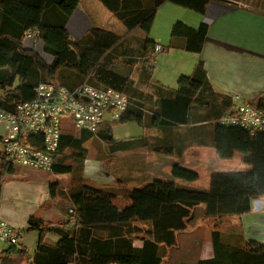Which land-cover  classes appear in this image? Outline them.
<instances>
[{
  "label": "trees",
  "instance_id": "1",
  "mask_svg": "<svg viewBox=\"0 0 264 264\" xmlns=\"http://www.w3.org/2000/svg\"><path fill=\"white\" fill-rule=\"evenodd\" d=\"M99 1L127 30L139 28L148 35L157 10L165 2L204 14L212 0ZM79 4L80 0H0V110L14 113L18 104L35 99V89L42 83L70 89L85 82L95 87L100 84L105 87L99 88L116 89L131 100V106L120 120L104 122L95 135L63 133L52 173L72 175L76 172V168L66 164L68 149L73 150L79 168L81 165L83 169L87 156L84 144L93 137L120 150L125 142L113 138L112 128L116 123L136 122L144 129L172 130L190 124L196 103L209 106L219 156L230 160L239 154L242 164L250 170L212 174L207 190L194 188L200 175L179 164L171 167L174 181L83 184L71 191V218L60 227L30 219V227L40 232L38 249L33 257L25 248L19 247L16 251L13 246L4 251L0 249V256L14 259L21 255L25 264H163L162 249L177 246V234L187 231L195 210L204 205L205 217L214 221L211 232L213 257L196 264H264V244L246 241L241 226L231 221L235 216L239 218L250 213L253 199L264 198V133L251 134L240 127L219 122L235 103L232 98L225 100L227 107L218 111L215 104L218 96L209 84L203 62L196 66L191 76L180 78L177 90H165L154 83V96L138 92L127 78L110 69V58L108 63L101 64L107 53L110 56L119 45L120 37L97 27L80 40L71 39L66 25ZM28 32L39 33L44 51L53 57L51 64L34 49L24 48ZM207 32L205 24L192 30L178 22L174 25L168 48H178V41L182 40L186 51L199 53ZM154 45L153 41L145 40L138 57L147 60L149 47ZM253 105L264 110V96ZM147 145L157 155L174 156L173 150L159 149L152 143ZM0 162L1 200L6 178L14 174L16 168L1 152ZM114 189H128V196L119 197ZM50 190L51 196L56 197L59 184L52 183ZM233 229L238 233H231L236 238L231 242L226 236ZM50 233L59 236L54 245L46 242ZM135 242H140L141 247L135 246Z\"/></svg>",
  "mask_w": 264,
  "mask_h": 264
},
{
  "label": "crops",
  "instance_id": "2",
  "mask_svg": "<svg viewBox=\"0 0 264 264\" xmlns=\"http://www.w3.org/2000/svg\"><path fill=\"white\" fill-rule=\"evenodd\" d=\"M81 4L82 0L66 25L69 36L76 41L84 38L92 29L97 28L90 13L84 10L83 4L82 6ZM178 7L181 6L170 2L162 4L157 10L148 35L139 28H135L134 30L137 31L143 42L149 39L155 43L154 46L149 47V58L145 60L136 57L133 59L135 61L129 65L127 61L129 57L123 55L122 57L129 65L126 73L114 71L127 78L138 92L146 96H154L156 92L154 83L162 86L165 90H177L180 78L191 76L196 66L203 62L209 84L214 94L218 96L215 101L218 111H223L227 107L224 104L225 100L229 101L236 96H238V98L236 97L237 103L251 104L264 96V9L233 0H212L204 14L184 7L182 8L185 10H182ZM178 22L192 30H198L202 24L207 25L208 32L201 52L186 51L183 47L185 43L182 40L178 41V48H168L172 41L174 25ZM122 41L120 39L118 46L122 45ZM156 45H161L163 51L156 53ZM24 48L34 49L48 64L53 62V57L44 51L42 39L24 40ZM48 56L49 58H47ZM109 58L115 64L116 55L110 53ZM120 60L122 59L120 58ZM133 65L134 67H132ZM113 68L114 65L110 66L111 70ZM193 107L190 124L175 127L172 130L148 128L149 134L147 129L138 125L142 128L140 135L117 139L125 142L119 150L122 155L119 171L120 182L123 184L145 182V180L137 179L138 173L132 177L133 163L130 156L134 146L148 148L147 144L149 143L159 149L173 150L174 156L157 155L156 151L152 150V155L142 158V166L146 168L143 170L147 173L145 176L148 178L170 181L171 167L177 164L179 157L183 159L187 156L185 161L190 163L185 164L187 167L190 166L195 170H200L203 167L213 168L214 170L210 171V178L215 173H239L250 170L249 167L242 164L239 154H235L230 160H224L219 156L215 145L214 125L211 123V117L209 118L211 115L209 106L196 103ZM105 122L113 121L108 117ZM1 135L2 130H0ZM136 139L141 140L136 141ZM94 164L92 166L85 164L84 176L86 179L94 183V180H101L105 177L104 181L99 182L103 185H109L116 180L114 177L111 180V176L105 172L102 162ZM99 165L102 167L100 168ZM26 170H15L14 174L7 176L0 200V221L8 224L20 234V244L14 249L19 251V247H23L33 257L38 249L40 232L30 227V219L34 218L52 227H60L68 220V216H64L59 208L57 201L60 193L57 191L56 197H52L50 192V185L57 183L55 181L59 175L51 172ZM127 190L114 189V192H122L126 194L124 195L126 197L128 196ZM117 195L123 197L120 194ZM68 203L70 204L69 211L72 207L70 199ZM236 221L241 226V232L246 241L264 244V198L253 199L251 212L242 215ZM24 235H34L37 240L32 249L27 245ZM58 240L59 236L54 233H50L46 237V242L51 245H54ZM137 247H141V243ZM17 258L23 259L21 255L14 259L0 256V264H11V261H17L15 260Z\"/></svg>",
  "mask_w": 264,
  "mask_h": 264
},
{
  "label": "built area",
  "instance_id": "3",
  "mask_svg": "<svg viewBox=\"0 0 264 264\" xmlns=\"http://www.w3.org/2000/svg\"><path fill=\"white\" fill-rule=\"evenodd\" d=\"M39 37L38 32H28L25 40ZM162 51L161 45L155 46L156 53ZM35 95L34 100L18 104L14 113L0 110V152L12 166L46 173L52 172L60 147L63 118L70 117L78 132L95 135L108 117L120 120L131 106L125 93L87 82L73 89L42 83ZM236 97L235 106L219 122L251 134L264 133V110L251 103H237ZM19 238L17 230L0 221V242L18 247Z\"/></svg>",
  "mask_w": 264,
  "mask_h": 264
},
{
  "label": "rangeland",
  "instance_id": "4",
  "mask_svg": "<svg viewBox=\"0 0 264 264\" xmlns=\"http://www.w3.org/2000/svg\"><path fill=\"white\" fill-rule=\"evenodd\" d=\"M233 1L251 4L256 7L264 9V0H233ZM82 4L84 10L90 13L91 19L96 24L97 27H101L106 31H110L116 34L117 37H120L121 40H123L121 46H117L112 50L111 53H114L116 55L117 60L115 64L111 60V64L109 65V67L110 66L113 67L114 65L113 70L117 72L122 71L123 73H126L127 66L132 64V62L135 61L133 59L138 57L140 52L142 51V46L144 43L143 40L140 38L137 31L127 30L126 27L99 0H82ZM178 8L185 10L182 7H178ZM88 39H90V36L88 37ZM123 55L124 56L127 55L129 57V59H127L129 65L125 62V58L122 57ZM47 58H49V56ZM120 58L124 61L122 62ZM107 59L109 60V52L104 57L103 61L101 60V64L104 65V62L108 63ZM132 67H134V65ZM98 86L105 87L104 85H100V84H98ZM61 129L64 134H68V135L74 134L75 136H79L78 134H80L74 127V124L70 117H65L61 120ZM140 131H142V128L139 127L138 124L132 122H128L125 124L116 123L113 125L112 128L113 138L115 140L140 135ZM147 131L149 134L150 130L147 129ZM117 141L122 142L121 140H117ZM84 147L87 149V156H86V160L84 161L83 169L81 165L79 168L78 166L79 161L77 159V156L73 155V150L68 149L66 151V154L68 155L66 164L72 165L74 168H76V172L73 173L72 175L70 174L59 175L58 179H56L57 181H55L57 182V184H59L58 192L60 193L57 202L62 214L64 216H68V220L69 217L71 218V213L70 211H68V208L70 206L68 200L71 191L83 184H92L97 186L101 184L99 182L105 180L104 177L101 180L100 179L94 180L95 182L93 183L89 179H86L84 176L85 164L92 166L95 165L94 164L95 162H102L103 168L105 172L109 173V175L111 176V180H113V177L114 179L116 178V180L111 182L110 184L119 182V175H120L119 171H120L121 158H122V155L121 153H119V150H114L109 145L101 142L96 137L87 140L84 144ZM147 155H152V149L145 147L136 148V146H134L130 156L131 162L133 163L131 170L132 177H135L138 173L137 179L141 181L145 180L144 183H148L159 179V178L152 179L151 177L148 178L145 176L147 173H145V170L143 169L146 168L145 166L144 167L142 166L141 160ZM187 158L188 156L183 159L182 157H179L180 160L179 159L177 160V164H179L181 167L192 169L195 172H197L200 175V179L194 184V188L200 190L202 189L207 190L210 185V176H209L210 171L214 169L203 167L200 170H195V168H191L190 166L187 167V165L185 164L186 163L190 164L189 161L188 162L185 161ZM102 165H99V167L101 168ZM23 169L27 171L26 168L16 166V170H23ZM146 179L149 180L146 181ZM170 180L174 181L172 177ZM116 193L120 194V196L123 197L124 195H126L118 191H116ZM122 203L124 204L125 202ZM128 204L129 202L126 203V205ZM205 213H206V208L204 205L198 207L194 212V220L190 223L187 231L177 234V241H178L177 246H175V248L162 249V253H164L165 256L163 260V264H196L198 261L213 257V244L211 239V232L213 229L214 221L213 219L206 218ZM232 219L233 220L231 221L233 223L237 222L236 216L233 217ZM235 231L237 230L233 229L227 233L228 235L226 236V239L228 241L234 242L236 240L233 234L234 233L237 234L238 232ZM25 241L29 246V248L32 249L36 244L37 240H35L34 235H29V236H25ZM139 243L140 242H135V246H138ZM8 247H9L8 244L0 242V249H7ZM15 260L17 261H11V264H25L22 258H17Z\"/></svg>",
  "mask_w": 264,
  "mask_h": 264
}]
</instances>
